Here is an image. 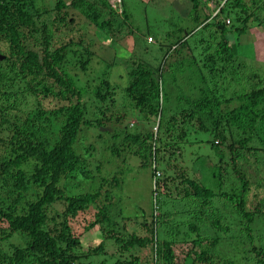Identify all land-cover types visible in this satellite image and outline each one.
Returning a JSON list of instances; mask_svg holds the SVG:
<instances>
[{
	"label": "trees",
	"instance_id": "1",
	"mask_svg": "<svg viewBox=\"0 0 264 264\" xmlns=\"http://www.w3.org/2000/svg\"><path fill=\"white\" fill-rule=\"evenodd\" d=\"M187 1L190 19L172 31L180 35L163 37L154 66L130 61L127 84L118 90L103 73L80 83L76 71L82 77L94 54L82 37H71L70 11L116 42L123 28L131 33L126 25L131 15L122 0L113 7L105 0L43 5L0 0V264H90L104 253L116 255L113 264H204L208 255L197 252L203 244L199 226L210 215L215 218L212 210L218 212L216 207L224 204L243 223L239 230L255 264H264L259 228L264 219V77L241 78L242 64L234 63V45L226 41L231 31L264 30V0ZM206 2L217 5L213 16ZM115 11L121 20L114 18ZM221 16L230 18L231 30H225ZM210 27L220 37L212 52L209 45L199 48L202 37L190 40ZM103 68L107 71L109 65ZM176 74L185 75L189 86L169 97L165 86L174 85ZM241 81L248 87L229 91V85L233 89ZM118 92L125 99L119 103L121 116L113 112ZM128 110L141 116V131L131 134L119 127L109 132L106 127L120 125ZM148 117L158 118L156 132ZM89 129L96 130L95 144L110 159L130 154L138 167L149 169L151 213L148 219L141 216L134 231H125L110 213L114 196L106 189L120 184L119 174L94 179L77 154L79 135ZM188 129L208 136L213 164L209 156L194 162L208 171L211 189L176 162ZM95 169L97 173L99 167ZM73 178L76 182H70ZM92 178L97 182L93 187ZM66 185L80 191L69 193ZM166 202L170 207L161 211ZM72 224L81 226V232L97 230L101 242L82 251Z\"/></svg>",
	"mask_w": 264,
	"mask_h": 264
},
{
	"label": "rangeland",
	"instance_id": "2",
	"mask_svg": "<svg viewBox=\"0 0 264 264\" xmlns=\"http://www.w3.org/2000/svg\"><path fill=\"white\" fill-rule=\"evenodd\" d=\"M49 1L51 0H37V5H43ZM65 1L68 2L69 0ZM105 1L111 7L118 4V0ZM122 2L124 8L131 15L130 21L126 24L131 27V29L127 27L131 31V35L127 32L125 33L126 29L123 28L116 42H109L108 37H105L93 27L87 25L86 20L80 16L76 17V11H70L72 14L71 17L74 18V24L71 26L72 31L70 32V35H72L71 37H73L74 40L78 37H82L84 44L89 46V52L94 54L90 59V64L88 66L89 70H86L82 77L79 71H76V73L79 74L80 83L89 82L103 73L111 87L117 88L118 90L124 88L128 81L126 72L131 67L129 62H136L139 59L154 66L161 56L158 46L165 40L163 37L170 33L173 38L178 37L180 34L178 31L176 33L172 32L173 28L178 25L181 28L182 25L186 26L187 21L190 19L188 18L190 4L187 0H122ZM222 3L223 2L220 0L219 4L221 5ZM205 4L209 9L210 16H213L216 12L217 5L215 6L212 2H206ZM115 15H118L117 11H115ZM114 18L118 21L121 20L118 16ZM220 18V22L226 20L223 16ZM225 18H227L228 21L230 19L229 17ZM228 27L229 22L225 27L226 31L231 30L228 29ZM226 36L228 37L226 41L228 44H233L236 51L237 56L234 63L239 66L242 64L241 67H238L240 77H248V79L252 78L251 75L264 77V30L262 31L257 28L248 29L241 35L231 31L227 33ZM201 37L204 41L199 40V48L201 49L209 45L210 52L213 51L216 42L220 39L219 33L214 32V29L210 27L205 32L200 34L196 33L190 40L196 41V39H200ZM166 44L167 43H165L164 46H166ZM104 64L109 65L107 71L103 68ZM173 84V86H165V88L168 89L167 92L169 97L178 92L177 88L186 92L189 86L185 80V75L181 76L176 74ZM232 85H229V91L239 90L242 85L245 88L248 87L244 84V81H241L239 85H235L233 89H231ZM116 100L117 105L113 112L116 111V116H121L120 108L124 104L123 102L125 99L122 94L118 92ZM119 103L121 106H119ZM172 106L173 104L170 102L167 104V109H172ZM50 107L51 105H49V108ZM125 114L120 125L110 123V126L106 127V129L110 132L111 128L115 129L120 127L125 128L124 130L131 134L141 131V125L144 124V122L141 123L139 121L141 116L137 115V112L134 111L133 113V111L130 110ZM147 119L151 124V131L154 132V128L156 129L157 124L156 120L158 118L156 117L153 119L148 117ZM146 124L147 122L145 125ZM98 130L100 131V129ZM96 134L95 129H89V131L84 130L79 135L75 149L83 160L84 167L86 171L89 172V176L94 177V179L111 175L114 172L119 174V178L121 179L120 184L111 189L105 188L107 192L114 196V202H112L111 199L114 205L111 206L110 213L119 226L125 227V231H134L132 228L136 227V224L142 219H148L151 213L149 169L147 167H138L137 160L131 157L130 154H126V159L123 155H120L118 160L115 158L110 159L109 155H106L101 147L95 144L94 137ZM207 139V134L188 129L185 137L187 144L181 146L182 151L180 157L178 158L175 156V159L176 162L183 167L186 175H193L194 178L200 179L199 181H202L204 186L211 189L213 188V182L207 176V174H209L208 171L198 166V164H200L199 162H194L196 158L201 159L209 156L208 163L213 164L214 158L209 145L206 143ZM90 146L92 150L89 149ZM103 160L107 162V165L102 166ZM115 162L117 164H115ZM172 164L169 163V167H172ZM97 167H99V169L96 173L95 168ZM94 179L92 181V187L97 184ZM70 182H76V179L73 178ZM168 185L170 187L171 196H173L171 184ZM81 187L83 192L87 191V185H85L84 182L81 184ZM75 189L76 188L72 185H66V190L69 193L76 194L80 191ZM158 201H160V198H158ZM224 205L225 206L220 208L215 206L218 208V212L212 210V214L215 218H210V215L209 219L204 220L203 224L199 226L198 235L202 238L203 244L199 245V250L197 252L204 250L208 255V261L204 264H255L256 258H254V253L251 251L249 252V247L246 246L249 241L246 239V235L239 230L240 227L242 229L243 223L238 224V216L232 211V207L227 204ZM168 206L170 207V203H162L160 204V210L162 211ZM182 207L183 209L186 208L185 205ZM179 208L180 207L177 206V209ZM141 216L143 217L142 219ZM91 218L92 217H90L89 220H91ZM215 219L219 221V223H216L217 228L214 222ZM259 223L260 231L264 234L263 230H261V227L264 229V219L263 222L259 221ZM71 228L73 234H80V241L83 246L82 251L95 247L102 240L101 235L95 229L86 233L81 232L82 228L77 224H72ZM259 236H261V234ZM214 240L217 242L211 244V241L213 242ZM260 242V247L264 249V243H262L263 238L261 237ZM251 243L256 245L257 240L254 239ZM105 246L108 248L109 244L106 243ZM144 252L145 251H143V253ZM115 259L116 255L111 257L109 254L105 253L98 254L92 258L90 264H113Z\"/></svg>",
	"mask_w": 264,
	"mask_h": 264
},
{
	"label": "built area",
	"instance_id": "3",
	"mask_svg": "<svg viewBox=\"0 0 264 264\" xmlns=\"http://www.w3.org/2000/svg\"><path fill=\"white\" fill-rule=\"evenodd\" d=\"M227 23H228V21L226 20V21H225V24H227ZM154 132H155V128H154Z\"/></svg>",
	"mask_w": 264,
	"mask_h": 264
},
{
	"label": "water",
	"instance_id": "4",
	"mask_svg": "<svg viewBox=\"0 0 264 264\" xmlns=\"http://www.w3.org/2000/svg\"><path fill=\"white\" fill-rule=\"evenodd\" d=\"M106 129H100V131H105Z\"/></svg>",
	"mask_w": 264,
	"mask_h": 264
}]
</instances>
